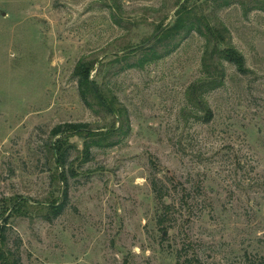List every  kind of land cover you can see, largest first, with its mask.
<instances>
[{"label":"rangeland","instance_id":"rangeland-1","mask_svg":"<svg viewBox=\"0 0 264 264\" xmlns=\"http://www.w3.org/2000/svg\"><path fill=\"white\" fill-rule=\"evenodd\" d=\"M185 1L0 0V228L22 264H264V0L216 12L190 1L245 57V72L224 62L218 89L193 91L205 78L197 33L145 66L116 62H136ZM81 62L129 130L85 104ZM77 124L92 135H53Z\"/></svg>","mask_w":264,"mask_h":264},{"label":"trees","instance_id":"trees-1","mask_svg":"<svg viewBox=\"0 0 264 264\" xmlns=\"http://www.w3.org/2000/svg\"><path fill=\"white\" fill-rule=\"evenodd\" d=\"M190 1L186 0L185 3L180 6L176 13V22L166 28L159 27L156 34L150 38L147 43L139 47L137 52H140V57L136 62H132L130 54L125 53L124 57L116 59L118 64H121L122 69L142 67L146 64L163 59L170 55L174 50H176L182 41L186 40L193 33H197L200 37L205 40L204 54L202 57V66L204 70V80L200 81L198 85L192 87L193 91H201L202 85H209L211 90L218 89L223 86L226 72L224 69V62L233 64L237 67L240 72H245V57L244 55L233 46L232 39L230 36V31L226 25L215 19V12L230 7L235 3H239L246 7L244 0H209L213 4V15H206L200 13L198 7L190 6ZM249 10H262L261 7L253 5L248 8ZM120 69V70H122ZM93 66L88 62H81L76 68V77L82 89V98L86 105L91 106V100H94L97 105L106 108L110 114H118L120 116V122L123 130H129L127 115L124 114L123 108H115L117 105L114 97L112 99H107L101 93L99 87L93 84L91 81V73L93 71ZM203 93V92H202ZM125 130V131H126ZM89 125L77 124V125H65L59 126L53 131L54 136L61 135H71L79 136L82 134L92 135ZM108 139H100L98 141H90L86 143V154L88 157L91 156V148L94 145L102 144L103 141ZM91 143V144H90ZM51 150L57 157V162L65 167L68 164V158L70 151L65 148L63 144H56L52 146ZM154 190L163 202V195L154 183ZM67 197V193L65 198ZM171 205L166 206V210L171 209ZM65 208V203L57 207L55 214L59 215ZM166 214L159 216L157 221L158 225L163 231L166 224ZM7 239L6 235L3 233L2 228H0V264H22V260L19 254L12 253L7 249Z\"/></svg>","mask_w":264,"mask_h":264}]
</instances>
